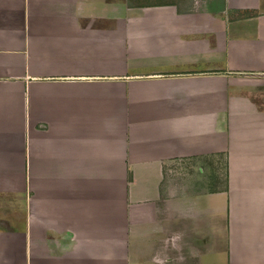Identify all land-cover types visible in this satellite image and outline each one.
Listing matches in <instances>:
<instances>
[{
  "label": "crops",
  "instance_id": "0c3cea01",
  "mask_svg": "<svg viewBox=\"0 0 264 264\" xmlns=\"http://www.w3.org/2000/svg\"><path fill=\"white\" fill-rule=\"evenodd\" d=\"M0 264H264V0H0Z\"/></svg>",
  "mask_w": 264,
  "mask_h": 264
},
{
  "label": "rangeland",
  "instance_id": "374dc122",
  "mask_svg": "<svg viewBox=\"0 0 264 264\" xmlns=\"http://www.w3.org/2000/svg\"><path fill=\"white\" fill-rule=\"evenodd\" d=\"M177 174L178 178H182L184 173H187V168L186 167H181L175 172ZM214 176H222V171L221 169H217L216 171L213 172Z\"/></svg>",
  "mask_w": 264,
  "mask_h": 264
}]
</instances>
